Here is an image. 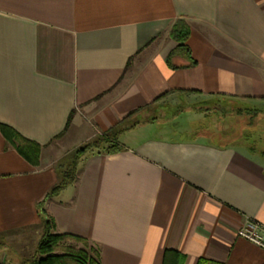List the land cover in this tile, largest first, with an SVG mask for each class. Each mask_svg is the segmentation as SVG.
<instances>
[{"label":"crops","instance_id":"0c3cea01","mask_svg":"<svg viewBox=\"0 0 264 264\" xmlns=\"http://www.w3.org/2000/svg\"><path fill=\"white\" fill-rule=\"evenodd\" d=\"M179 18L194 63L169 65ZM213 96L264 101V0H0V122L42 145L34 167L0 132V263L14 240L32 249L19 259L32 256L50 220L97 246L99 264H162L167 249L185 264H264L236 234L245 220L264 228V160L237 142L120 140L134 122L122 151L85 154L76 180L45 199L68 146Z\"/></svg>","mask_w":264,"mask_h":264},{"label":"rangeland","instance_id":"374dc122","mask_svg":"<svg viewBox=\"0 0 264 264\" xmlns=\"http://www.w3.org/2000/svg\"><path fill=\"white\" fill-rule=\"evenodd\" d=\"M202 99L189 98L185 101V105H180L184 108L183 111H179L177 107L169 104L162 107H152L139 113L131 119V122L125 123L129 122L128 125H130L137 122L133 133L120 140H126L129 138L128 136L143 138L157 135L179 140L184 139L186 135L196 133L206 137L211 135L209 136L210 139L215 142L229 143L234 137L243 135L251 146L257 150H264V101L219 99L206 105H200L196 109L191 108L192 104H199ZM180 131L187 134L181 135ZM104 134L98 133L83 144L74 143L73 146H68L61 161H59L58 166L61 174L66 175L67 179L71 178L72 173L77 175L81 159H78L79 161L74 167L77 157L76 151L87 143L107 137ZM19 245L17 240L11 242L9 249H7L10 258H5L0 264H19L21 258L18 257L20 255H30L32 249L29 246L23 250ZM55 251L62 252V249L57 248Z\"/></svg>","mask_w":264,"mask_h":264},{"label":"trees","instance_id":"16d2710c","mask_svg":"<svg viewBox=\"0 0 264 264\" xmlns=\"http://www.w3.org/2000/svg\"><path fill=\"white\" fill-rule=\"evenodd\" d=\"M190 35V29L187 22L184 19H177L169 30V37L176 42V47L170 52L167 58V64L170 65V58L175 54H180L189 59L191 58L190 48L187 44ZM191 63H194L191 61ZM230 99L223 98L221 96H213L209 98H203L200 100L199 104H192L191 108H199L200 105H206L214 100ZM232 100V99H230ZM179 111H183V107H177ZM71 112L68 116L66 125L61 134L66 130L69 125L70 119L72 117ZM136 114V112L134 113ZM130 114L128 117L120 122V125L115 128H110L105 132V136L98 140H94L87 143L82 148L76 151V160L74 162V167L76 163L81 159L82 156L88 153H106L112 154L122 151L124 147L119 144L118 137L121 133L125 132L131 128L134 123L128 125L131 122L133 115ZM129 121L127 124H125ZM0 132L5 138L7 144L15 149L17 153L25 159L29 164L34 167L39 166V156L42 145L24 137L19 132H17L11 126L0 122ZM60 135V134H59ZM211 136V135H209ZM108 138V139H107ZM239 141V142H238ZM241 141V142H240ZM217 142V141H216ZM243 144L246 150L253 155H257L264 160V150H257L251 146L246 137L239 135L233 138L230 143ZM95 150V151H92ZM79 159V160H78ZM59 168V167H58ZM60 169V168H59ZM59 171V182L53 186L46 194L45 199L57 195L63 188L72 184L76 180L75 173H72L71 178L67 179L66 175L61 174ZM51 221L47 220L44 225V234L38 242L35 253L30 257H25L21 259L20 264H99L100 254L97 246L89 242L86 238L67 234V233H52L50 231ZM79 245V246H78ZM59 248L62 252H56L55 250ZM162 264H185V257L178 251L167 249L163 253ZM197 264H211L210 261L206 259H199Z\"/></svg>","mask_w":264,"mask_h":264},{"label":"built area","instance_id":"2783aa9c","mask_svg":"<svg viewBox=\"0 0 264 264\" xmlns=\"http://www.w3.org/2000/svg\"><path fill=\"white\" fill-rule=\"evenodd\" d=\"M237 236L264 249V228L253 220H245L236 228Z\"/></svg>","mask_w":264,"mask_h":264}]
</instances>
